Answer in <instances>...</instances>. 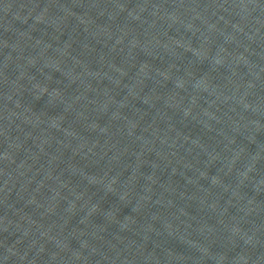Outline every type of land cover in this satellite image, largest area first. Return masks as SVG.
I'll return each instance as SVG.
<instances>
[{
    "label": "water",
    "instance_id": "1",
    "mask_svg": "<svg viewBox=\"0 0 264 264\" xmlns=\"http://www.w3.org/2000/svg\"><path fill=\"white\" fill-rule=\"evenodd\" d=\"M0 264H264V0H0Z\"/></svg>",
    "mask_w": 264,
    "mask_h": 264
}]
</instances>
